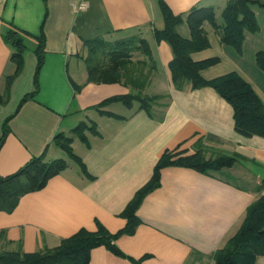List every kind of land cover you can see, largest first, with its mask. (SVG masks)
<instances>
[{"label": "crops", "instance_id": "crops-1", "mask_svg": "<svg viewBox=\"0 0 264 264\" xmlns=\"http://www.w3.org/2000/svg\"><path fill=\"white\" fill-rule=\"evenodd\" d=\"M176 15L194 7L212 6L217 19L228 0H163ZM259 30L246 32L242 52L220 41L207 25L210 46L192 54L195 61L219 57L202 71L205 79L237 72L264 103V71L256 55L264 51V7L253 5ZM44 24L45 47L35 96L38 37ZM219 21V19H218ZM26 33L24 65L7 92V78L16 71L13 47L4 39L10 27ZM164 26L159 0H0V176L15 173L34 157L55 154L59 133L72 136L81 122H95L98 133L86 132L88 145L77 154L87 172L70 166L46 186L24 195L11 212L0 210V251L21 246L25 252L54 247L82 228L94 231L100 222L115 233L127 224L121 213L154 174L167 150L207 155L239 153L244 159L207 173L169 165L160 184L147 193L136 214L132 234L115 242L123 255L105 246L92 250L90 264H215L214 253L240 228L248 207L262 194L264 137L244 136L235 128L234 109L214 88L178 89L172 82L170 44L157 42L155 29ZM187 24L180 26V33ZM140 35L147 39L158 70L146 89L159 97L149 110L114 102L93 107L131 89L121 83L88 82L84 41ZM143 58V57H139ZM7 94V95H6ZM123 104L125 107H120ZM10 131L4 135L7 118ZM75 139L74 137L72 144ZM83 142V141H82ZM73 147V146H72ZM63 150V149H62ZM74 150V148H73ZM54 160V159H53ZM49 161V160H48ZM256 264H264V256Z\"/></svg>", "mask_w": 264, "mask_h": 264}, {"label": "trees", "instance_id": "trees-1", "mask_svg": "<svg viewBox=\"0 0 264 264\" xmlns=\"http://www.w3.org/2000/svg\"><path fill=\"white\" fill-rule=\"evenodd\" d=\"M47 5L48 0H44ZM164 26L155 29L157 42L166 41L170 44L173 58L169 63V70L173 84L178 89H183L191 84L194 89L201 87L214 88L234 109L235 128L244 136L258 135L264 137V103L252 85L237 72H230L222 76L205 79L202 71L220 61L219 57L195 61L192 54L207 49L210 46L206 26H211L219 35L220 41L242 52L246 32L254 33L259 30V24L253 10V5L264 7V0H228L222 11L223 22H219L214 7H194L186 15H176L169 6L159 0ZM44 20L41 34L38 37L36 53L38 65L34 75V90L27 94L22 101L35 96L39 87V71L43 64L45 33ZM187 24L190 36H184L179 28ZM26 33L10 25L4 39L9 43L14 52L11 59L16 64V71L7 78V92L14 78L20 73L24 65V55L27 50L24 36ZM87 46V55L84 57L88 72V82L95 83H121L131 89L124 95H115L105 99L93 108L109 116H116L103 108L114 102H122L131 107L137 101L140 108L149 110L153 102L159 97L148 96L146 89L153 73L158 70L147 39L140 35L105 39L95 37L84 41ZM143 57V58H139ZM257 64L264 71V51L256 55ZM7 95V94H6ZM6 96L0 95V102ZM4 123V135L9 133V121ZM98 133L95 122H81L72 130V136L59 133L54 142L69 156L80 163L82 170L87 172L82 159L74 152L73 138L79 137L88 145L86 132ZM207 149L198 145L194 153L185 151L167 150L160 157L154 168L151 179L140 188L121 213L127 219V224L121 230L112 233L105 225L98 222L94 231L86 228L80 229L70 237L61 240L54 247H46L34 252H25L21 246L13 250L0 251V264H90L92 250L105 246L115 254L123 255L116 246V240L123 234H132L140 220L136 210L144 196L160 184L161 170L169 165H178L194 168L207 173L230 167L244 159L239 153H217L208 156ZM67 167L63 159L46 160L43 155L34 157L15 173L0 176V210L11 212L15 209L20 199L31 192L38 191L46 186L48 181ZM262 194L247 209L246 216L237 230L218 249L213 259L215 264H256L259 256H264V180L261 185ZM4 239V236H0ZM134 264H141L134 260Z\"/></svg>", "mask_w": 264, "mask_h": 264}, {"label": "rangeland", "instance_id": "rangeland-1", "mask_svg": "<svg viewBox=\"0 0 264 264\" xmlns=\"http://www.w3.org/2000/svg\"><path fill=\"white\" fill-rule=\"evenodd\" d=\"M219 14V22H223L222 19V15H221V10L218 11ZM187 28H184L182 33L184 36H186V30ZM87 55V52H86ZM120 107H125L123 104H119ZM73 148H74V152L79 154L81 153L82 149H84L86 146L84 144V142H82L79 139H75V142L72 144ZM53 149L56 151L54 155H52V157H49L48 160H53V159H63L65 160L70 166H74V167H78V164L69 156V154L62 150L61 148H56V146H53Z\"/></svg>", "mask_w": 264, "mask_h": 264}]
</instances>
